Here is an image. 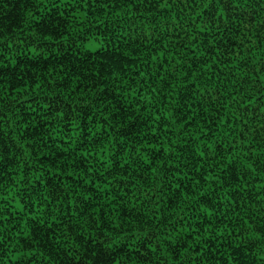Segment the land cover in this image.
<instances>
[{
    "label": "trees",
    "instance_id": "obj_1",
    "mask_svg": "<svg viewBox=\"0 0 264 264\" xmlns=\"http://www.w3.org/2000/svg\"><path fill=\"white\" fill-rule=\"evenodd\" d=\"M0 264H264V0H0Z\"/></svg>",
    "mask_w": 264,
    "mask_h": 264
},
{
    "label": "rangeland",
    "instance_id": "obj_2",
    "mask_svg": "<svg viewBox=\"0 0 264 264\" xmlns=\"http://www.w3.org/2000/svg\"><path fill=\"white\" fill-rule=\"evenodd\" d=\"M97 47V45L93 41L86 42V48L94 50Z\"/></svg>",
    "mask_w": 264,
    "mask_h": 264
}]
</instances>
